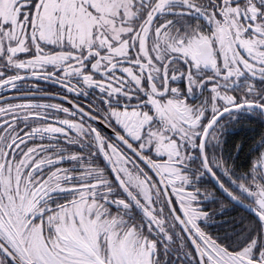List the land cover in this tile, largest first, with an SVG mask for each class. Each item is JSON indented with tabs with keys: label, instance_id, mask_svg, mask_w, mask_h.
<instances>
[{
	"label": "snow or ice",
	"instance_id": "snow-or-ice-1",
	"mask_svg": "<svg viewBox=\"0 0 264 264\" xmlns=\"http://www.w3.org/2000/svg\"><path fill=\"white\" fill-rule=\"evenodd\" d=\"M241 113L264 117V0H0V264H264Z\"/></svg>",
	"mask_w": 264,
	"mask_h": 264
},
{
	"label": "flooded vegetation",
	"instance_id": "flooded-vegetation-1",
	"mask_svg": "<svg viewBox=\"0 0 264 264\" xmlns=\"http://www.w3.org/2000/svg\"><path fill=\"white\" fill-rule=\"evenodd\" d=\"M46 90L51 91L52 89H51V87L46 86ZM39 98L40 99H49L48 97H39ZM197 99H198V97H197ZM261 132H264V117H261L259 115H255L252 113H241L237 117H235L234 119L229 120V123L226 125V130L224 133V141H226V139H228L230 137V134H232V136L230 137V140L238 139L241 136H243L244 134H248V136H251V134H253L250 137L251 138V144H250L251 153H250L249 158H248V163H247V165H243V166L238 165L237 166L238 168H246L249 164L250 157H251L252 153L260 150V146L256 142L259 140ZM240 151H241V146H240V150L238 152L235 151V158H234L235 161H236V157L239 155ZM202 179L204 180L205 183H208V181H209V178H207V177L202 178ZM236 206L240 207L241 209H243L246 212V210L242 206H240V205H236ZM240 222H241L240 216L237 215L236 216V225H238ZM214 225L215 224H212L209 226H214ZM255 226H256V230H258L259 226L253 225L254 229H255Z\"/></svg>",
	"mask_w": 264,
	"mask_h": 264
},
{
	"label": "trees",
	"instance_id": "trees-1",
	"mask_svg": "<svg viewBox=\"0 0 264 264\" xmlns=\"http://www.w3.org/2000/svg\"><path fill=\"white\" fill-rule=\"evenodd\" d=\"M254 126V125H253ZM232 130V129H231ZM253 134H251L252 136ZM232 134H230V137ZM251 136H248V134H244L238 139H233L230 140V137L224 141V151L226 155H230L233 158H235V151L233 150L234 145H240L241 146V151L239 155L236 157V165L238 166H243L247 165L248 163V158L251 153L250 149V144H251ZM209 183V181H208ZM227 211V217L225 218L224 224L220 226V228H217L216 225L214 226H209L213 231H220L224 229L225 225H227V230L231 232L233 229L239 230L242 224H245L247 222V215L246 212L241 209L238 206H232L230 209L226 210ZM239 215L241 222L236 225V216ZM217 219H220L218 217ZM256 229V226H255Z\"/></svg>",
	"mask_w": 264,
	"mask_h": 264
}]
</instances>
